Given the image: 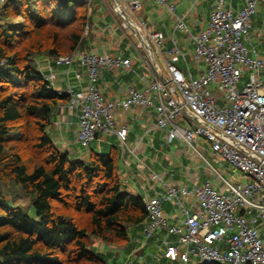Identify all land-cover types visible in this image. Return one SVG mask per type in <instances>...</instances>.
Wrapping results in <instances>:
<instances>
[{
    "label": "built area",
    "instance_id": "built-area-1",
    "mask_svg": "<svg viewBox=\"0 0 264 264\" xmlns=\"http://www.w3.org/2000/svg\"><path fill=\"white\" fill-rule=\"evenodd\" d=\"M109 1L114 13L134 29L146 51L143 67L153 78L143 89L130 87L123 98L106 99L97 85L101 71H132V62L123 53L113 56L85 50L54 58L57 67L70 68L77 59L86 70V90L57 91L68 97L71 109L79 111V145L87 149L100 136L112 133L125 145L128 126L118 127V110L154 107V129L165 133L168 142H183L201 157L199 143L209 144L215 156L241 173L245 182L234 184L219 175L226 189L223 192L211 181L191 188L167 185L164 200L181 207L184 221L181 226L171 224L162 200L150 198L145 201L149 218L144 227L146 240L161 231L176 236V243L163 242V256L171 263L264 264V239L258 228V221L264 220V59L250 38L252 17L263 0H246L239 11L220 6L211 12L206 29L192 37L193 60L206 66L205 70L198 68L196 76L174 64L181 55L177 39L173 37V47L166 50L164 35L153 24L136 22L128 15L131 8L141 9L140 0ZM154 1L174 11L171 0ZM177 28L186 30L181 20ZM158 57L164 58V67ZM247 72L249 82L239 90ZM75 77L82 81L81 74ZM44 79L53 86V73ZM190 197L198 206L195 212L184 206Z\"/></svg>",
    "mask_w": 264,
    "mask_h": 264
},
{
    "label": "trees",
    "instance_id": "trees-1",
    "mask_svg": "<svg viewBox=\"0 0 264 264\" xmlns=\"http://www.w3.org/2000/svg\"><path fill=\"white\" fill-rule=\"evenodd\" d=\"M88 7L70 0L0 7V184L19 187L35 211L0 192V264H103L92 242L125 245L128 228L148 218L145 201L122 192L114 153L75 160L48 134L53 110L68 97L35 61L82 45Z\"/></svg>",
    "mask_w": 264,
    "mask_h": 264
},
{
    "label": "crops",
    "instance_id": "crops-1",
    "mask_svg": "<svg viewBox=\"0 0 264 264\" xmlns=\"http://www.w3.org/2000/svg\"><path fill=\"white\" fill-rule=\"evenodd\" d=\"M140 1L142 5L141 9L136 10L131 8L127 12L128 15L136 22L145 21L153 24L156 31L164 35V47L167 50L173 47L172 38L175 37L174 34L181 30L177 28L179 20L183 21L186 27V30L181 31L189 33L190 28L187 25V21H189L193 27L202 32L206 29L210 14L215 9L223 6L231 7L234 11H239L245 5L246 0H171V4L174 6L173 12H170L166 7L152 0L154 4L161 5L166 14L174 19V23H171V27L174 26L172 35L167 34L171 27L164 20V15L161 12L150 13L147 15V19L139 17L143 12L144 4L148 0ZM89 2V5L92 6L91 25L89 27L91 29L97 28L104 32L102 33L103 35L101 34L102 36L98 34L100 38L95 36L94 32H91L76 51L89 50L98 53H109L113 56L123 53L125 58H129L132 62V71L129 72L123 70L115 72L102 70L100 79L97 82L101 93L106 99H113L123 98L130 87L143 89L146 82L153 78V74L143 67L145 55H142L140 52L138 44H135L133 40L131 41L123 32L122 27L118 24V20L102 0H91ZM261 3H264V0ZM180 11L182 12L181 16L179 15ZM256 15L257 11L252 17L250 31L253 32L250 34V37L252 46L259 51L257 47L261 44V41H257V39L261 31L264 30V15L262 19L256 18ZM95 16L99 17L95 18ZM154 17H157L156 20L153 19ZM94 18L95 22L93 21ZM192 37L191 35L190 38L193 43L191 55L193 58L195 43ZM97 39L106 40H98L101 42V45L98 46L95 45ZM125 40H128L129 44H124ZM176 47L181 52V55L173 61L180 70L184 72L190 71L196 76L198 68L206 69L203 62H194L195 72H193L186 59V55L183 53V49L180 47L178 39ZM259 54L264 59L260 51ZM181 57L184 58L185 63L187 62L188 65L183 66L181 64ZM53 60V57L40 55L37 56L35 65L43 75L53 73L55 80L52 87L55 91H65L69 88L74 92L86 90L88 85L87 74L85 68L80 65L79 60L76 59L70 68L65 66L57 67L53 64ZM157 61L161 67H163V62L165 64L163 57H158ZM76 73L82 75V81L76 79ZM118 114V127L124 124L128 126V136L125 145L121 143L115 133H112L107 136H100L87 149L76 150V147L80 148L77 141L79 111L71 109L68 101L59 104L53 110L48 134L62 152L67 153L70 158L75 160L86 162L92 153H114L117 159L122 192L134 197H140L144 201L150 198H159L162 200L165 215L173 225L181 226L184 221V215L181 207L164 200L167 185L191 188L195 184L202 185L206 181H211L217 190L223 192L226 189L219 175L234 184L245 182L243 177L239 181H236L234 175L226 178L227 174L221 173L209 162L207 163L209 166H206L200 173L192 172V169L187 166L185 159L189 150L187 152L180 151L181 146H186V144L180 141L170 143L165 133L154 129L156 123V110L154 107L148 109L132 108L128 112L118 110ZM147 129H149V132L146 131ZM203 144L206 145V143ZM190 152L193 151L190 149ZM194 154L196 153L193 152ZM201 154L202 157L198 154L196 155L203 158V153L201 152ZM231 169L237 172L232 167ZM154 176L157 179H154ZM14 204L18 206L19 202L14 201ZM184 206L186 209L192 210V212H195L198 207L193 197L185 200ZM148 221L149 218L143 224L128 228V242L125 245H108L112 251L106 252L103 251L105 243L94 240L91 248L92 252L101 259L103 264H162L164 261L171 263L163 256V251L165 250L163 242L167 240L170 243H176L177 237L161 231L150 240H146L144 227ZM258 228L264 239V220L260 219L258 221Z\"/></svg>",
    "mask_w": 264,
    "mask_h": 264
},
{
    "label": "rangeland",
    "instance_id": "rangeland-1",
    "mask_svg": "<svg viewBox=\"0 0 264 264\" xmlns=\"http://www.w3.org/2000/svg\"><path fill=\"white\" fill-rule=\"evenodd\" d=\"M59 2L65 3L68 0H58ZM72 2H78L77 0H70ZM6 2V0H4V3ZM4 3H0V7L2 5H4ZM85 3V2H84ZM87 4H89L90 2H86ZM104 4H106V6L108 7L109 11H111L113 13V15L116 17V19L118 20V24L123 27V32L129 37V39L135 43V44H139L140 46V52L142 53V55H146V51L141 47V43L139 38L135 35V31L133 28H130L126 22L124 20H122L117 14L114 13L113 8L110 4L109 0H106L104 2ZM260 6H258L257 9V15L255 16L256 18L262 19L263 18V11H264V3H260ZM91 8L92 6L89 5L88 10H87V18H86V26L84 28V34H83V40L86 39V37L91 33L94 32L93 34L97 37L98 34L101 35L104 31H101L97 28H93L91 29V27L88 29L87 26L91 25V17H92V13H91ZM153 12L155 13H162V15H164V20L166 22H168L169 26L171 27V23H174V19L170 18L166 12L164 11L163 7L161 5L158 4H154L152 2V0H148L144 6H143V12L141 14V16H139L140 18L143 19H147V15H149L150 13L152 14ZM98 15V14H97ZM179 15H182V12H179ZM99 16H95V18H97ZM95 18L93 19V21L95 22ZM157 17H154L153 19L156 20ZM163 19V18H162ZM173 19V20H172ZM17 22L19 20H16ZM15 21V22H16ZM161 21V20H160ZM187 25L190 28L189 33L187 32H183L181 30L177 31L174 34V38L178 39V41L180 42V47L183 49V53L186 55V59L188 60L189 65L191 66V68L193 69L192 71L195 72V63L194 60L192 58L191 53L193 52V43L191 42V35L195 36L198 33H200L199 29H196L195 27H193L189 21H187ZM125 27V29H124ZM173 29L174 26H172L167 34L168 35H172L173 33ZM109 32V31H108ZM253 31H250V34H252ZM121 34V33H120ZM103 35V34H102ZM101 35V36H102ZM100 38V37H99ZM251 38V37H250ZM104 41L106 39H97V42L95 45H101V42L98 41ZM257 41H261V44L257 47L260 51V53L263 55L264 57V30L261 31V34L258 35V39ZM258 43V42H256ZM124 44H129L128 40H125ZM181 64L183 66H186V63L184 61V58L181 57L180 60ZM162 66L164 67L165 64L164 62L162 63ZM249 73H245L244 78L242 79L241 83H239L238 88L239 90H242L246 84L249 82ZM199 147L201 149V152L203 153V158L199 157L198 155L194 154L193 152H190V148L186 145L181 146L180 151L181 152H187L188 150V155L185 156L186 159V164L189 168L192 169V172H201L202 170L205 169L206 166H209L207 163L209 162L210 164H212L215 168H217L221 173L223 174H227L226 178L230 177L231 175H234V178L236 181H239V179H242L243 176H241L242 174L237 172L232 171L231 166L228 163H225L223 161H220V159H218L215 154L212 152L211 147L209 144H203V142L199 143ZM76 150L80 151L82 150L81 146L76 147ZM206 159V160H205ZM207 161V162H206ZM243 181V180H242ZM3 191L6 196L8 197V200L10 201L11 205L15 206L14 201L19 202L18 207H20L22 210H24L25 212L29 213L31 216L35 215V211L33 209V207H31V203L29 198H27L23 192L21 191V189L17 186H12V185H5V184H0V192ZM22 200V201H21ZM93 245V242H92ZM103 251H112V249H110L108 247L107 244H105V249H103ZM108 260V259H107ZM162 264H177V263H167L166 261L162 262Z\"/></svg>",
    "mask_w": 264,
    "mask_h": 264
},
{
    "label": "water",
    "instance_id": "water-1",
    "mask_svg": "<svg viewBox=\"0 0 264 264\" xmlns=\"http://www.w3.org/2000/svg\"><path fill=\"white\" fill-rule=\"evenodd\" d=\"M149 51L152 53V48L151 47H150V50ZM152 61L155 62L154 58H152Z\"/></svg>",
    "mask_w": 264,
    "mask_h": 264
},
{
    "label": "bare ground",
    "instance_id": "bare-ground-1",
    "mask_svg": "<svg viewBox=\"0 0 264 264\" xmlns=\"http://www.w3.org/2000/svg\"><path fill=\"white\" fill-rule=\"evenodd\" d=\"M144 239V238H143Z\"/></svg>",
    "mask_w": 264,
    "mask_h": 264
}]
</instances>
